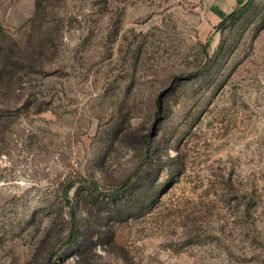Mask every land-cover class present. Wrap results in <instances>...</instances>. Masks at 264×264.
<instances>
[{
	"label": "rangeland",
	"instance_id": "374dc122",
	"mask_svg": "<svg viewBox=\"0 0 264 264\" xmlns=\"http://www.w3.org/2000/svg\"><path fill=\"white\" fill-rule=\"evenodd\" d=\"M201 20L0 0V264H264V0Z\"/></svg>",
	"mask_w": 264,
	"mask_h": 264
},
{
	"label": "crops",
	"instance_id": "0c3cea01",
	"mask_svg": "<svg viewBox=\"0 0 264 264\" xmlns=\"http://www.w3.org/2000/svg\"><path fill=\"white\" fill-rule=\"evenodd\" d=\"M192 8L201 14L200 36H205L228 13L242 6L246 0H187Z\"/></svg>",
	"mask_w": 264,
	"mask_h": 264
},
{
	"label": "trees",
	"instance_id": "16d2710c",
	"mask_svg": "<svg viewBox=\"0 0 264 264\" xmlns=\"http://www.w3.org/2000/svg\"><path fill=\"white\" fill-rule=\"evenodd\" d=\"M252 0H246V2L242 5V6H240V7H238V8H236L235 10H233L232 12H230V13H228L216 26H215V29H218V28H222V27H224L225 25H226V23L228 22V21H230V20H233L234 18H236L237 16H238V14L247 6V5H249V3L251 2ZM194 75V73H190V74H187L186 75V77H190V76H193ZM72 186V184H68L65 188H64V190H63V196H64V198H66L67 197V190L70 188ZM92 186H94V183H92ZM123 187V186H122ZM122 187L121 188H119V190H122ZM118 190V191H119ZM116 192H117V190H116ZM74 219H75V217H74V215L73 214H71V221H72V225H71V227H70V229H69V233H68V236H67V238H66V240H65V242H66V244L67 245H71L73 242H74V240H75V222H74ZM74 222V223H73Z\"/></svg>",
	"mask_w": 264,
	"mask_h": 264
}]
</instances>
